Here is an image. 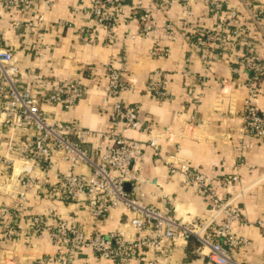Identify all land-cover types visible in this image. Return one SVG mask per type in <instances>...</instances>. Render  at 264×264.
I'll use <instances>...</instances> for the list:
<instances>
[{
  "label": "crops",
  "instance_id": "crops-1",
  "mask_svg": "<svg viewBox=\"0 0 264 264\" xmlns=\"http://www.w3.org/2000/svg\"><path fill=\"white\" fill-rule=\"evenodd\" d=\"M227 1L228 9L244 10L238 0ZM51 2L50 8L39 9L43 16L39 45L34 38L21 42L9 30L10 41L6 46L14 48L21 71L39 75L54 86L60 81L80 79L87 87L86 97L74 109L67 112L57 109L58 120L74 119L91 131L106 128L108 116L102 111V90L92 87L91 77L103 75L104 67L111 64L122 70V82L128 87L121 95L122 101L140 108L139 119L145 130L130 132L131 138L141 141L153 139L160 154L165 160L169 158L175 167L182 165L215 179L231 171L238 156L236 145L242 140L243 101L251 86L250 74L236 60L245 52L244 46L236 45L232 53L218 52L203 61L200 54L192 50L193 40L187 36L195 28L212 27L218 21V14L214 15L196 0L178 1L165 13L151 10V0H123L124 15L129 18L110 32L107 27L96 26L87 14L91 0ZM260 2L264 7V0ZM146 10H151L157 33L153 37H137L140 28L137 18ZM185 11L189 15L186 16ZM9 17L6 15L3 21L5 29L11 28ZM167 24L174 31L172 40H168L165 34ZM110 34L114 35L111 41ZM257 40L258 55L264 58V38L257 36ZM152 47L168 49L169 53L164 58H151L148 51ZM36 52L41 56H35ZM154 72H159L166 82L168 97L161 102L149 92ZM255 87L261 90L256 106L264 112V80ZM8 138V133L0 131V159L13 161L7 168L0 163V207L15 209L16 212L13 234L9 237L0 235V264H60L55 260L56 248L48 232L32 225V219L44 217L49 210H53L55 219L49 220L51 227H55L58 220L70 221L77 217L76 221L87 228L88 234L95 228L104 235L118 229L127 232L122 225L126 218L122 207L113 209L106 221L94 222L78 203L52 201L37 187L28 191L20 206L19 193L24 187L17 177L21 165L14 155L4 153ZM243 140L249 143L248 137ZM104 142L96 137L89 138L85 145L89 156L95 159L97 146ZM137 167L145 204L159 205L167 196L176 217L182 221L207 213L209 204L203 196L183 184L179 175L172 176L148 145H145L143 162ZM53 171L65 173L67 165H57ZM77 172L87 174L90 168L80 167ZM237 172L243 179V186L232 187L229 194L221 191L220 195L222 198L237 195L234 206L242 212L246 223H235L232 230L249 239L250 243L247 247L235 249L233 257L246 264H263L264 238L255 222L264 220V145H253L247 151L245 165ZM33 174L42 177L38 170L33 169ZM52 177L44 178L41 187L51 189ZM197 248L193 238L169 244L167 260L169 264H207L206 258L197 254ZM66 253L67 249L64 257ZM69 264L116 263L101 260L88 249L80 248L72 255Z\"/></svg>",
  "mask_w": 264,
  "mask_h": 264
},
{
  "label": "built area",
  "instance_id": "built-area-1",
  "mask_svg": "<svg viewBox=\"0 0 264 264\" xmlns=\"http://www.w3.org/2000/svg\"><path fill=\"white\" fill-rule=\"evenodd\" d=\"M178 1L181 0H151V10L165 13ZM196 1L219 16L212 27H199L188 32L187 36L193 40L192 50L206 61L209 56L218 52L232 53L234 46L242 45L245 52L237 56V64L251 76V86L243 101L242 140L235 148L238 156L231 171L217 179L182 165L175 167L169 158L165 160L160 154L153 139L141 141L129 136L132 131H144V123L139 119V106L126 105L122 101L121 95L128 87L122 82V70L111 64L104 67L103 75L91 77L92 87L102 90V111L108 116L106 128L91 131L81 127L74 119L58 120L57 109L65 112L74 109L86 97L87 87L80 79L60 81L54 86L39 75L21 71L14 48L6 46L10 41L9 30L21 42L34 38L39 45L43 30L40 27L43 16L39 9L50 8L52 2L0 0V131L9 135L4 153L14 155L21 165L17 177L24 187L19 193L20 206L28 191L37 187L43 196L52 201L78 203L94 222L106 221L117 207L125 210L126 218L122 225L127 232L118 229L107 235L96 228L88 234L87 228L76 221L77 217L70 221L58 220L55 227H51L48 222L54 219L53 210H49L44 217L32 219L35 228L48 232L56 248L57 263L69 264L76 250L86 248L95 257L116 264H169L167 245L193 238L198 244L197 254L205 257L207 264H246L233 257L235 249L247 247L250 243L249 239L232 230L233 224L246 223L242 212L234 206L237 195L222 198L220 192L229 194L232 187L243 186V179L237 171L245 165L247 151L253 145H264V112L256 106L261 90L255 87L264 80V58L257 52V36L264 38V7L260 0H238L244 9L241 12L228 9L227 0ZM151 10H146L137 18L140 25L137 37L148 38L157 33ZM188 13L185 11L186 16ZM87 14L96 26L107 27L110 32L129 18L124 15L123 0H91ZM6 15L10 16V29L3 26ZM165 29L167 39L172 40V27L167 24ZM113 37L110 34L109 41ZM148 53L151 58L160 59L166 57L169 51L152 47ZM35 56L41 55L36 52ZM154 73L149 82V92L161 102L168 97L166 82L159 72ZM91 137L107 143L97 146L95 159L89 156L85 147ZM244 137H248L249 143L243 140ZM145 145L151 147L157 160L167 166L172 176L179 175L183 184L203 196L209 204L206 214L182 221L176 217L167 196L161 199L159 205L144 203L145 193L140 189L137 165L143 162ZM0 163L7 168L13 161L3 158ZM63 163L67 165V172L53 171ZM84 166L90 168V172L79 174L77 170ZM33 169L41 172L42 177L35 176ZM48 175L54 180L51 189L40 185ZM127 184L130 186L128 191ZM15 212V209L0 207V235L9 237L13 234ZM255 225L264 238V220H257ZM65 249L67 253L64 257ZM262 258L264 264V252Z\"/></svg>",
  "mask_w": 264,
  "mask_h": 264
},
{
  "label": "water",
  "instance_id": "water-1",
  "mask_svg": "<svg viewBox=\"0 0 264 264\" xmlns=\"http://www.w3.org/2000/svg\"><path fill=\"white\" fill-rule=\"evenodd\" d=\"M125 187H126V190L128 191L129 190V185H126Z\"/></svg>",
  "mask_w": 264,
  "mask_h": 264
},
{
  "label": "rangeland",
  "instance_id": "rangeland-1",
  "mask_svg": "<svg viewBox=\"0 0 264 264\" xmlns=\"http://www.w3.org/2000/svg\"><path fill=\"white\" fill-rule=\"evenodd\" d=\"M19 164V163H18Z\"/></svg>",
  "mask_w": 264,
  "mask_h": 264
}]
</instances>
